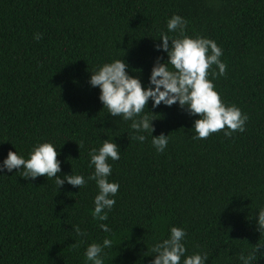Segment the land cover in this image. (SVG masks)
Returning <instances> with one entry per match:
<instances>
[{
    "label": "trees",
    "instance_id": "1",
    "mask_svg": "<svg viewBox=\"0 0 264 264\" xmlns=\"http://www.w3.org/2000/svg\"><path fill=\"white\" fill-rule=\"evenodd\" d=\"M173 13L187 20L185 35L222 49L224 75L212 65L207 78L222 102L248 119L243 132L225 136V126L194 140L198 117L176 104L153 109L149 101L153 135L169 137L157 153L148 133L134 139L131 121L108 114L87 81L96 66L123 57L146 84L155 58L167 59L155 45ZM103 139L120 153L108 160V179L120 187L105 221L91 215L95 181L58 189L46 176L25 180L16 169L0 175V264H90L84 249L105 237L113 245L104 264H149L146 245L171 225L186 230L189 254L207 252V264H240L241 253L264 243L254 216L264 206V0H0V161L9 150L27 158L47 141L61 161L57 175L87 179L88 151ZM77 224L86 237L75 235ZM253 264H264V255Z\"/></svg>",
    "mask_w": 264,
    "mask_h": 264
},
{
    "label": "clouds",
    "instance_id": "2",
    "mask_svg": "<svg viewBox=\"0 0 264 264\" xmlns=\"http://www.w3.org/2000/svg\"><path fill=\"white\" fill-rule=\"evenodd\" d=\"M187 20L173 13L167 19V33L161 31L155 45L157 51L166 53L167 59L157 56L152 64L147 83H143L139 76L131 75L128 64L122 58H110L93 70L89 71L88 85L99 89L98 99L111 117H118L123 121H131L130 128L134 131V139L145 141L148 133L151 145L157 153L165 151L168 135L161 132L153 135L155 120L147 108L151 101L152 108L163 104L171 107L176 104L188 116L198 117L193 120L192 128L194 140L207 138L211 133L225 129V136L232 132H243L248 117L242 114L235 105L222 102L214 85L207 77L208 69L216 65L219 75H224L226 65L220 59L222 49L212 39L197 36L195 38L184 34ZM178 33L170 38L169 34ZM39 40L40 34H34ZM163 61V62H162ZM215 75V73H213ZM145 109L148 111L146 112ZM103 129L101 128V131ZM58 152L51 142H38L33 145L25 158L17 151L9 150L6 157L0 161V175L5 170L22 172L25 180L46 176L54 179L60 189L65 183L81 188L88 180L95 181L97 194L93 197L94 207L90 210L93 218L99 221L108 219L116 203L115 196L119 190V183L109 181L112 165L108 160L120 159L119 146L111 140L103 139L99 147H92L88 151V165L93 171L87 179L81 174L61 173V161L57 159ZM256 231L264 232V206L255 212ZM100 229L110 233L111 228L101 223ZM77 237L87 236L86 231L77 225L72 226ZM187 232L182 227L171 225L168 235L159 239L154 238L144 256L151 257L149 264H207L209 255L205 251L188 253L185 240ZM113 241L105 237L102 243L92 242L84 249V258L90 264H104L105 249L111 248ZM264 243H256L247 255L241 253L237 259L240 264H253L256 256L264 255Z\"/></svg>",
    "mask_w": 264,
    "mask_h": 264
}]
</instances>
